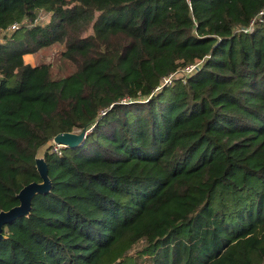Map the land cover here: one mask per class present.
I'll list each match as a JSON object with an SVG mask.
<instances>
[{
    "label": "trees",
    "instance_id": "16d2710c",
    "mask_svg": "<svg viewBox=\"0 0 264 264\" xmlns=\"http://www.w3.org/2000/svg\"><path fill=\"white\" fill-rule=\"evenodd\" d=\"M263 8L0 0V32L22 23L0 41V211L42 147L90 129L47 147L51 191L4 227L0 264H264V17L240 30ZM55 43L72 71L26 63Z\"/></svg>",
    "mask_w": 264,
    "mask_h": 264
},
{
    "label": "water",
    "instance_id": "95a60500",
    "mask_svg": "<svg viewBox=\"0 0 264 264\" xmlns=\"http://www.w3.org/2000/svg\"><path fill=\"white\" fill-rule=\"evenodd\" d=\"M89 130L83 129L80 132H61L53 140L66 147L75 148L85 143ZM36 167L40 174L41 181H33L25 185L17 194L19 204L0 211V241L6 238L4 227L20 217H27L31 213L32 200L37 194H47L51 191L52 180L49 176L48 164L44 157H36Z\"/></svg>",
    "mask_w": 264,
    "mask_h": 264
},
{
    "label": "rangeland",
    "instance_id": "374dc122",
    "mask_svg": "<svg viewBox=\"0 0 264 264\" xmlns=\"http://www.w3.org/2000/svg\"><path fill=\"white\" fill-rule=\"evenodd\" d=\"M39 19L40 22L45 23L49 20L50 18V14L45 12V11H41L39 13ZM5 36H8L6 34H4L3 31L0 32V41H3ZM65 47L63 44L61 43H55L51 46H47L44 47L42 49H40L39 51H37L34 54H30L27 55L25 57L26 63H29L33 66L38 65L40 63H49L52 66V71L54 73V75L56 76H63L65 74H67L68 72L72 71V66L69 62H66V60L63 59L62 57V52L64 51ZM186 74V73H185ZM181 74H177L178 77H176V79H181ZM90 130V129H88ZM81 129H76L74 130V132H80ZM53 140V139H52ZM52 140L49 142H52ZM48 144L44 147H42L38 153H37V157H44L46 151L48 150L47 147L49 146ZM142 243L138 244L136 248H134V254H137V251L139 249V246Z\"/></svg>",
    "mask_w": 264,
    "mask_h": 264
},
{
    "label": "built area",
    "instance_id": "2783aa9c",
    "mask_svg": "<svg viewBox=\"0 0 264 264\" xmlns=\"http://www.w3.org/2000/svg\"><path fill=\"white\" fill-rule=\"evenodd\" d=\"M263 17H264V8L261 9L259 11V13L251 20L250 25L248 27L241 28L240 30L251 31L254 28L256 23L263 21ZM21 26H22V23L15 22V23L11 24L8 28H6L2 31L6 35H11L13 32L20 29ZM197 66H198V64H190L186 68L181 69L180 71H177V72L169 75L168 77H166L164 79L163 84L171 83L174 79H176V77H178L177 74H179V73L181 74L180 76L183 79V81L186 82L188 80L189 76L195 71ZM49 148L54 152L62 153L63 149L66 148V146L63 144L56 143L54 140H52V142L49 145Z\"/></svg>",
    "mask_w": 264,
    "mask_h": 264
},
{
    "label": "crops",
    "instance_id": "0c3cea01",
    "mask_svg": "<svg viewBox=\"0 0 264 264\" xmlns=\"http://www.w3.org/2000/svg\"><path fill=\"white\" fill-rule=\"evenodd\" d=\"M30 55V54H29Z\"/></svg>",
    "mask_w": 264,
    "mask_h": 264
}]
</instances>
